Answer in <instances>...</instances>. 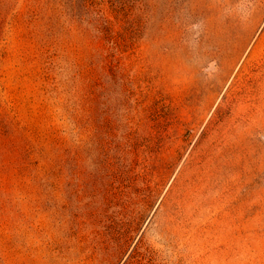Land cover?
I'll return each mask as SVG.
<instances>
[{
	"label": "rangeland",
	"instance_id": "rangeland-1",
	"mask_svg": "<svg viewBox=\"0 0 264 264\" xmlns=\"http://www.w3.org/2000/svg\"><path fill=\"white\" fill-rule=\"evenodd\" d=\"M0 264H264V0H0Z\"/></svg>",
	"mask_w": 264,
	"mask_h": 264
}]
</instances>
